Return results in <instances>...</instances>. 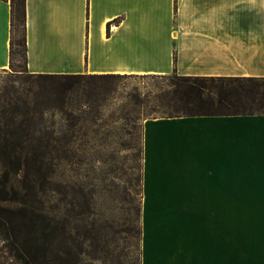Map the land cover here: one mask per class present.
Returning <instances> with one entry per match:
<instances>
[{"label":"crops","instance_id":"obj_1","mask_svg":"<svg viewBox=\"0 0 264 264\" xmlns=\"http://www.w3.org/2000/svg\"><path fill=\"white\" fill-rule=\"evenodd\" d=\"M25 8L30 73L264 77V0ZM11 36L0 0V71ZM142 194L141 264H264V113L148 118Z\"/></svg>","mask_w":264,"mask_h":264},{"label":"rangeland","instance_id":"obj_2","mask_svg":"<svg viewBox=\"0 0 264 264\" xmlns=\"http://www.w3.org/2000/svg\"><path fill=\"white\" fill-rule=\"evenodd\" d=\"M17 36L24 43L23 24ZM14 64L25 66L20 56ZM177 81L173 75L61 79L0 71L1 118L28 129L27 165L52 172L45 198L66 261L49 264H141L143 125L186 110L170 101ZM16 227L22 236L34 234L29 221L18 219ZM7 243L0 235V256ZM0 264L25 262L0 257Z\"/></svg>","mask_w":264,"mask_h":264},{"label":"trees","instance_id":"obj_3","mask_svg":"<svg viewBox=\"0 0 264 264\" xmlns=\"http://www.w3.org/2000/svg\"><path fill=\"white\" fill-rule=\"evenodd\" d=\"M26 29L25 0H12V36L10 69L19 74L28 72L26 68L27 46L18 40V26ZM23 46L24 49L19 48ZM17 56L22 57L25 66H16ZM9 69H5L8 71ZM30 73V72H28ZM41 78H74L82 74L70 73H31ZM92 76L112 77L117 74H89ZM121 75V74H120ZM179 79L173 82L174 89L170 101L180 105L185 111L163 116L198 114H252L264 113V77H201L181 76L178 74L161 75ZM211 82L207 86L203 82ZM6 112V109L2 110ZM7 118V117H6ZM0 116V235L8 240L5 259L22 260L25 264L64 263L63 250L55 243L61 230H52L54 216L49 210L47 199L50 191L52 172L43 169L32 170L27 165L24 151L30 139L28 129ZM1 124H4L1 125ZM41 195V196H40ZM7 212L8 215L2 214ZM29 221L34 234L22 236L17 230V220ZM56 250L58 253H56Z\"/></svg>","mask_w":264,"mask_h":264}]
</instances>
